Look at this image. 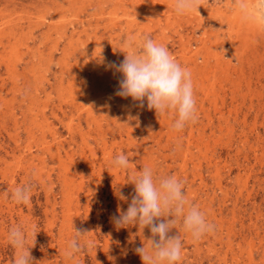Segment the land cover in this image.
I'll list each match as a JSON object with an SVG mask.
<instances>
[{"label":"rangeland","instance_id":"rangeland-1","mask_svg":"<svg viewBox=\"0 0 264 264\" xmlns=\"http://www.w3.org/2000/svg\"><path fill=\"white\" fill-rule=\"evenodd\" d=\"M10 1L12 5L6 7L8 1L0 0V35H2L0 36V121H2L0 122V264H13L15 249L8 242L7 234L12 227L22 224H27L29 227L32 224L37 226L35 243L30 247L34 258L33 264H75L73 260L64 257L63 251L68 241L76 236L75 230L84 229L89 233L79 239L81 241L86 238L93 239L97 248L90 252L77 253L79 264H118V261L120 264H143L135 249L147 243L146 240L151 236L149 229L145 228L141 234L138 226L135 225L118 228L112 217L119 215L118 207L122 211L127 210L134 195V185L130 183V178L145 165L152 167L156 175H175L184 180V191L190 202L197 205L205 213L206 219L216 226L214 232L204 235L199 241H194L191 234L185 231L182 219L179 220L176 228L170 233L179 232L182 240V259L176 264H264V173L258 172V165H255L251 154L245 162L244 151L237 154L236 145L229 152L226 151L225 142L229 137L225 129L214 137L201 136L197 129L205 126L207 122L205 114L214 115V106L209 96L213 97L210 94H215L219 97L225 95L232 98L235 107L240 108L243 105L242 111L252 106L244 125L238 128L248 133H252V129L257 128L256 131L263 134L259 124L264 121L263 106H260L261 100L264 102V75L259 74V71L261 66L264 67V58L261 66L257 67L253 63L250 68L246 63L241 68L234 60L232 67L234 70L232 68L228 70L231 73L228 78H218L221 85L213 84L214 78H209V83L206 81L203 85L204 89L200 87L201 78L191 72L194 78L192 79L194 98H205L203 108L197 107L199 114L197 128L191 133L188 123L183 130L175 131L171 125L176 119V113L171 110L170 113H165L164 115H170L171 119L168 124L162 125L164 126L162 129L153 131L158 132V136L153 135L144 143L140 135L136 136L139 144H142L153 158L152 164H145L139 159L122 125L120 128L115 127L114 135L111 136L107 132L108 122L105 117H101L99 127L95 126L92 119H87V113L92 110L96 117L99 116L100 112L97 111L99 104L95 100L98 91L102 92L104 101H108L113 107L116 119L125 118L123 111L116 106L115 97L122 74L115 75L114 68L107 67L109 62H117L118 65L124 59V56L121 57L123 52L120 48L126 38L124 31L121 30V27L126 30L121 21L117 25L109 26L108 13L113 12L112 2L86 0L89 2L84 4L87 5L79 12L78 19L72 21L66 28L65 35L60 37L61 34L56 33L57 30L51 26V22L58 14L57 5L68 6V0ZM97 1L101 4H97ZM226 1L209 0L213 8L224 12H227ZM132 12L131 15L134 16L137 12L136 8H133ZM64 13L71 20L72 12ZM140 14L142 15L141 11ZM9 15L11 18H8ZM174 16L173 18L171 16L170 23L167 24L166 35L162 34L160 29H151L154 23L152 24V21L148 23V20L145 22L142 18H137L138 23L129 29V34L137 36V43L144 34L150 35L157 43H162L166 39L163 44L181 66L189 69V55L193 48L192 44L189 46V41L193 37L205 36L201 29L193 31L194 28L189 26L185 15ZM9 22L14 24L16 29L13 35L9 34L8 28L11 25ZM221 29L223 36H228V27L222 26ZM17 39L19 41L16 42ZM86 39L87 45L82 44L77 48L78 40L83 43ZM20 42H27L28 49L19 44L21 46L19 56L22 57L19 58V63L17 62L18 74L14 75L16 77L14 80L9 78L12 76H10L11 72H8L6 57L12 52L13 46ZM55 43L56 47L52 48ZM199 46L203 47V43ZM74 47L76 50L68 59L67 66L61 65L59 62L62 50L68 48V51H72ZM248 61L251 62V59ZM208 67L211 71L216 70L212 62ZM211 80L213 84L211 90L214 92L209 93L205 87L209 88ZM237 82H241V85L234 87ZM41 84L44 90L35 87ZM20 86L22 87L19 88ZM69 86L76 91L74 95L63 90ZM257 94H261L262 97L257 99ZM72 96L75 98L72 99ZM127 99L131 104L132 98ZM137 103L135 102V105ZM143 107L145 110L148 109L147 101H144ZM126 120H129L128 116ZM30 129L32 133L28 132ZM144 132L145 130L142 133ZM146 136L148 137V134ZM113 137L120 143V148L113 143ZM174 138L178 145L173 144ZM155 140L160 144L169 142L170 146L165 150L168 157L162 158L156 151V145L154 151L150 150L152 144H157ZM213 151L220 153L216 170L214 167L209 169L206 167L205 157ZM121 152L129 156L128 170L118 169L112 163L115 156ZM243 164L247 166L244 167ZM33 170L36 172L35 175ZM218 181L219 186L216 185ZM25 183L33 185L29 205L16 204L4 195L8 189ZM118 191L128 199L121 200ZM33 239L34 237H29V244Z\"/></svg>","mask_w":264,"mask_h":264},{"label":"clouds","instance_id":"clouds-1","mask_svg":"<svg viewBox=\"0 0 264 264\" xmlns=\"http://www.w3.org/2000/svg\"><path fill=\"white\" fill-rule=\"evenodd\" d=\"M201 5L204 6L202 0H174V11L178 15H188L199 12ZM229 6L239 12L245 22H264V0H230ZM120 50L125 54L124 59L118 65L115 62L107 65L122 74L116 96L131 97L134 102H139V107L144 106L146 99L147 108L154 109L157 115L170 110L175 112L176 119L171 125L175 131L183 130L189 122L198 121L191 70L181 66L164 44L157 43L147 34L137 43V36L129 34ZM112 163L118 169L130 168L129 156L124 152L116 155ZM130 183L134 185V195L127 210L118 207L119 215H114L112 220L118 228L138 226L141 234L145 228L149 229L151 236L147 243L135 249L143 264H176L182 259L181 236L179 232L170 234L181 219L185 231L194 241L215 231V224L190 202L184 191L185 181L177 176L156 175L152 167L145 165L132 174ZM32 188L31 183H25L8 189L4 195L16 204L29 205ZM118 196L121 200L128 199L122 192ZM75 232L76 236L68 241L63 255L79 264L76 254L90 252L97 244L93 239H79L89 233L88 230ZM36 234L35 224L30 227L22 224L9 230L7 240L15 249L13 264H33L30 247L34 246ZM30 236L34 237L31 244Z\"/></svg>","mask_w":264,"mask_h":264},{"label":"bare ground","instance_id":"bare-ground-1","mask_svg":"<svg viewBox=\"0 0 264 264\" xmlns=\"http://www.w3.org/2000/svg\"><path fill=\"white\" fill-rule=\"evenodd\" d=\"M8 1V5L6 7L11 6L12 3L10 0ZM112 2L111 5L113 6V12L108 13L109 19V26L117 25L120 21L124 24V27L126 30H123L124 28L121 27L122 31H124L125 35H129V29L133 27L134 24L138 23L137 18L144 19L143 21L146 22L148 20L153 24L154 26L151 27V29L156 28L157 30L160 29L162 34L166 35L167 30V24L170 23V18L174 15H178L174 11V0H144L143 2H137L135 0H118L116 2H113L112 0H106V2ZM22 2V1H21ZM48 2V1H47ZM52 2V1H50ZM68 6L59 4L58 6V14L55 18H53V21L51 22V26L57 30V34L62 37L65 35L66 28L68 25L71 24L72 21H76L78 19L79 12L82 11L83 6L85 3H88L89 1L86 0H68ZM105 3V1H104ZM201 5L198 8L199 12H192L188 15H185L187 22L189 23L190 27H193V31L196 32L198 29H201L203 31V36L205 37H193V39L189 41V46L192 44L193 48L191 50V53L189 55V65L190 70L193 73H196L198 78H201V84L200 87L204 89V84L206 81L209 83V78H214L213 84H219L220 78H228V76L231 74L228 71L230 68L233 67V61L235 60L237 65L241 68L244 67V64L246 63L247 67H251V65L254 63L257 67L262 65V60L264 58V22H256V21H249L245 22L241 19V14L235 10H233L230 5V0L226 1V11H221L219 9L213 8L212 4L209 2V0H202ZM97 4H101L99 1H97ZM24 5V4H23ZM47 6V5H46ZM49 6V5H48ZM53 6V5H52ZM56 6V7H57ZM37 7V6H36ZM51 7V6H50ZM98 7V5H97ZM4 8V7H3ZM38 8V7H37ZM68 8V9H67ZM133 8H136L137 12H135V15H131V12L133 11ZM2 9V8H1ZM6 9V8H5ZM45 9V8H44ZM9 10V9H8ZM39 10V9H38ZM43 10V9H42ZM41 10V11H42ZM52 10V9H51ZM84 10V9H83ZM10 11H12L10 9ZM19 11V10H18ZM65 11L72 12L71 20L69 17L64 15ZM140 11L142 12V15L140 14ZM17 12V11H16ZM104 12V11H103ZM6 13V12H5ZM20 13V12H19ZM133 13V12H132ZM12 14V13H11ZM30 14V13H28ZM89 14V13H88ZM2 15H5L2 13ZM21 15V14H20ZM23 15V13H22ZM33 15V14H32ZM38 15V14H37ZM46 15V14H44ZM104 15V14H103ZM120 15V16H119ZM13 16V15H12ZM18 16V15H17ZM95 16V15H94ZM93 16V17H94ZM7 17V14H6ZM11 18V15L8 16V18ZM38 17V16H37ZM91 17V16H90ZM175 17V16H174ZM184 17V16H183ZM19 18V17H16ZM27 18V16H26ZM23 19V18H22ZM28 19V18H27ZM39 19V18H38ZM45 19V18H44ZM95 19V18H94ZM7 20V19H5ZM40 20V19H39ZM8 21V20H7ZM12 21V19H11ZM17 21V20H15ZM32 21V20H31ZM85 21V20H84ZM87 21V20H86ZM91 21V20H90ZM95 21V20H94ZM141 21V20H140ZM6 22V21H5ZM37 22V21H36ZM211 22V23H210ZM7 23V22H6ZM10 23V22H9ZM8 23V24H9ZM20 23V22H19ZM32 23V22H31ZM43 23V21L41 22ZM108 23V22H107ZM150 23V24H151ZM187 23V24H188ZM11 24V23H10ZM16 24V23H15ZM19 25V24H18ZM88 25V24H87ZM50 26V27H51ZM74 26V25H73ZM169 26V25H168ZM222 26L228 27V36H223L222 33ZM148 27V26H147ZM25 28V27H24ZM111 28V27H110ZM115 28V27H114ZM118 28V27H117ZM5 29V28H4ZM14 24H11L8 30L10 31V35L14 34ZM108 29V28H106ZM113 29V28H112ZM98 30V29H97ZM111 30V29H110ZM117 30V29H116ZM149 30V29H148ZM169 30V28H168ZM171 30V29H170ZM120 31V30H119ZM3 32V31H2ZM149 32V31H148ZM153 32V31H152ZM5 33V32H4ZM7 34V33H6ZM73 35V33H72ZM168 35V34H167ZM201 35V34H200ZM2 36V35H0ZM7 36V35H6ZM207 36V38H206ZM79 37V36H78ZM113 37V36H112ZM116 37V36H115ZM170 37V36H169ZM9 38V37H8ZM118 38V37H117ZM120 38V37H119ZM124 38V37H123ZM1 39V38H0ZM6 39V38H5ZM8 41V40H7ZM11 41V40H10ZM19 41V39L16 40V42ZM97 41V40H96ZM166 41V39H165ZM165 41H163L161 44H163ZM182 41V40H181ZM85 42V43H84ZM81 43L80 40H78L77 48L82 44L87 45V39ZM118 42V41H117ZM180 42V41H179ZM187 42V41H186ZM59 43V42H58ZM110 43V42H109ZM182 43V42H181ZM184 43V42H183ZM188 43V42H187ZM203 43V47L199 46V44ZM19 44L24 45L26 49H28L27 42H20L16 44V46H13L12 52L6 57L8 59V68L10 73V76L15 77L18 74V61L19 58V52L21 51V46ZM117 44V43H116ZM56 43L52 46V48L56 47ZM98 45V44H97ZM184 45V44H183ZM231 45V46H230ZM90 46V45H89ZM103 46V45H102ZM101 46V47H102ZM182 46V45H181ZM97 47V46H95ZM111 47V46H110ZM183 47V46H182ZM98 48H100V45H98ZM184 48V47H183ZM182 48V49H183ZM97 49V48H96ZM101 49V48H100ZM181 49V48H180ZM76 50V47L72 49V51H68V48H64L61 53L60 58V64L67 66L68 59L74 54ZM92 49H90L91 51ZM32 51V50H31ZM56 51V50H55ZM94 51V50H93ZM96 51V50H95ZM120 51V50H118ZM185 51V50H184ZM51 52V51H50ZM121 52V51H120ZM8 53V52H7ZM28 53V52H27ZM53 53V52H52ZM82 53V52H81ZM84 53V52H83ZM105 53V52H104ZM113 53V52H112ZM205 53V54H204ZM23 54V53H22ZM54 54V53H53ZM124 52L122 53L121 57H123ZM111 55V54H110ZM113 55V54H112ZM116 54L114 53V56ZM183 55V54H182ZM53 56V55H52ZM51 57V56H50ZM116 57V56H115ZM119 57V56H118ZM107 58V57H106ZM112 58V57H111ZM114 59V58H113ZM186 59V58H185ZM246 59H251V62H249ZM100 60V59H99ZM106 60V59H102ZM101 60V61H102ZM116 60V59H115ZM123 60V59H122ZM88 61V60H87ZM120 61V60H119ZM18 62V63H17ZM45 62V61H44ZM89 62V61H88ZM113 62V61H112ZM213 63L216 66L215 71H211L208 68L209 63ZM5 63V62H4ZM23 63V62H22ZM21 63V64H22ZM82 63V62H81ZM85 63V62H84ZM86 64V63H85ZM97 64V63H96ZM99 64V63H98ZM117 64V62H116ZM59 65V64H58ZM236 65V64H235ZM245 65V66H246ZM87 67V66H86ZM90 67V66H89ZM92 67V66H91ZM235 67V66H234ZM81 68V67H80ZM104 68V67H103ZM201 68V69H200ZM64 69V68H63ZM87 69V68H86ZM233 69V68H232ZM21 70V69H20ZM98 70V69H97ZM234 70V69H233ZM241 70V69H240ZM252 70V69H251ZM257 70V69H256ZM72 71V70H71ZM114 74H118L119 72H116L115 69L113 70ZM245 71V70H244ZM236 72V71H235ZM259 74L264 75V67L261 66V69L259 71ZM101 73V71H100ZM108 73V72H107ZM99 74V73H98ZM109 74V73H108ZM241 74V73H239ZM258 74V73H257ZM15 75V76H14ZM64 75V74H63ZM119 75V74H118ZM236 75V74H235ZM251 75V74H250ZM255 75V74H254ZM103 76V75H102ZM107 76V75H106ZM122 76V75H121ZM9 77L11 79H16ZM235 77V76H234ZM239 77V76H238ZM28 78V77H27ZM88 78V77H87ZM120 78V77H119ZM118 78V79H119ZM219 78V79H218ZM223 78V79H224ZM237 78V76H236ZM235 78V79H236ZM240 78V77H239ZM10 79V80H11ZM19 79V78H18ZM76 79V78H75ZM78 79V78H77ZM192 79H194L192 77ZM47 80V79H46ZM79 80V79H78ZM110 80V79H109ZM196 80V79H195ZM222 80V79H221ZM258 80V79H257ZM17 81V80H16ZM105 81V80H104ZM12 82V81H11ZM21 82V81H19ZM44 82V80L42 81ZM59 82V81H58ZM98 82V81H97ZM96 82V83H97ZM109 82V81H108ZM115 82V81H114ZM196 82V81H195ZM228 82V81H227ZM3 83V82H2ZM231 83V82H230ZM229 83V84H230ZM241 83V82H240ZM239 82L235 83L233 85L234 87H238ZM27 84V83H26ZM25 84V85H26ZM36 84V83H35ZM212 80L208 87H205L209 93L214 92L211 90L213 88ZM245 84V83H244ZM249 84V83H248ZM22 85V84H20ZM31 85V84H30ZM112 85V83H111ZM110 85V87H111ZM221 85V83H220ZM219 85V86H220ZM241 85V84H240ZM262 85V84H261ZM23 86V85H22ZM20 86L19 88H21ZM104 86V85H103ZM199 86V85H197ZM196 86V87H197ZM256 86V85H255ZM30 87V86H29ZM39 90H44L43 85H37L35 86ZM72 86H69L68 88H64V91H67V93H70L74 95L76 93L75 90L71 88ZM221 87V86H220ZM115 88V87H114ZM246 88V87H245ZM254 88V87H253ZM252 88V89H253ZM12 89V88H11ZM27 89V88H26ZM32 89V88H30ZM96 89V88H95ZM258 89V88H257ZM29 90V88H28ZM117 90V89H116ZM199 90V89H198ZM222 90V89H221ZM254 90V89H253ZM26 91V90H24ZM32 91V90H31ZM35 91V90H34ZM86 91V90H85ZM104 91V90H103ZM114 91V90H113ZM217 91V90H216ZM244 91V90H243ZM248 91V90H246ZM245 91V93H246ZM16 92V91H15ZM36 92V91H35ZM44 92V91H42ZM62 92V90L60 91ZM99 93L95 95V100L99 104V109H97L99 113V116H95V112L87 110V119H92L95 122V126L99 127L101 123V117H105L104 119L108 122V133L113 136L114 135V129L122 127L127 132L128 139L130 142H132L131 145L134 146V149H136L139 159L145 164L149 163L152 164L153 158L151 157L150 153H147L145 150V147L142 146V144H139L137 141V135H140L142 137L143 143L147 141L148 138H151L153 135L158 136V132H153L154 130H160L162 129L163 124H168L170 122L171 116L170 115H157L156 111L154 109L149 110L144 107H139L137 104L135 105L134 101H131V104L129 101H127V98H122L119 96L116 97V106L120 108L123 111V114H125V118H118L114 116L113 113V107L109 105L108 101H104L102 96V92L98 91ZM239 92V91H238ZM18 93V92H17ZM16 93V95H17ZM40 93V92H38ZM84 93V92H83ZM204 93V92H203ZM15 94V93H14ZM208 95V93H205ZM234 94V93H233ZM19 95V94H18ZM23 95V94H22ZM37 95V94H36ZM44 95V94H43ZM50 95V94H49ZM61 95V93H60ZM59 95V96H60ZM80 95V94H78ZM83 95V94H82ZM114 95V94H113ZM112 95V96H113ZM213 97H210L211 104L214 106L213 110H215L214 115L211 116L209 114H205L207 118V122L205 126H202L201 128L196 127V123L189 122V129L190 132H194V128H197L199 131V134L201 136H207V137H214L217 133H220L223 129H225L228 132V141L225 142L226 145V151L229 152L230 149L234 146L237 149V154L241 151H244V158L245 162L247 161L249 155L251 154L255 165H258V172L264 173V144L260 145L261 143H264V121L260 122V127L263 134H259V131H256L257 128H253V132L248 133L244 130L240 129L241 125H244L247 117L249 116L250 109L252 106H248V110L242 111V107L238 108L234 106V102L232 98H228L225 95L224 96H217L215 94H210ZM242 95V94H240ZM51 96V95H50ZM197 96V95H196ZM31 97V96H30ZM37 97V96H35ZM39 97V96H38ZM252 97V96H251ZM262 97L261 94H257V99H260ZM34 98V97H33ZM75 97L72 96V99ZM79 98V97H78ZM93 98V97H92ZM91 98V99H92ZM129 98V97H128ZM201 98V97H200ZM240 98V97H239ZM50 99V98H49ZM94 99V98H93ZM37 100V99H36ZM35 100V101H36ZM76 100V99H75ZM205 98L198 99L195 97L196 106L202 107V104L204 102ZM38 101V100H37ZM77 101V100H76ZM94 101V100H93ZM92 101V102H93ZM146 101V100H145ZM42 102V101H41ZM46 102V100H45ZM43 102V103H45ZM219 102V104H217ZM74 103V101H73ZM262 103V104H261ZM260 106H263L264 108V102L261 100ZM245 104V103H244ZM250 104V103H249ZM81 105V104H80ZM93 105V104H92ZM91 105V106H92ZM1 106V105H0ZM13 106V105H12ZM23 106V105H22ZM94 106V105H93ZM96 106V105H95ZM69 107V106H68ZM65 108V107H64ZM116 108V107H115ZM203 108V107H202ZM263 113H264V109ZM1 109V108H0ZM26 109V108H25ZM31 109V108H30ZM27 109V110H30ZM44 109V108H43ZM54 109V108H53ZM62 111V110H61ZM115 111V110H114ZM204 111V109H203ZM208 111V110H207ZM28 112V111H27ZM25 112V113H27ZM30 112V111H29ZM170 113V111H168ZM206 112V111H205ZM33 113V112H32ZM39 113V112H38ZM207 113V112H206ZM43 114V113H42ZM41 114V115H42ZM74 114V113H73ZM11 115V114H10ZM14 115V114H13ZM20 115V114H19ZM28 115V114H27ZM31 115V114H30ZM34 115V114H33ZM45 115V114H44ZM138 115V116H137ZM2 116V115H1ZM63 116V115H62ZM127 116L129 120L127 119ZM16 117V115H15ZM100 117V119H99ZM139 117V119L137 118ZM169 117V118H168ZM204 117V116H203ZM17 118V117H16ZM37 118V117H36ZM158 118V120H157ZM168 118V119H167ZM12 119V117H11ZM65 119V118H64ZM73 119V118H72ZM103 119V120H104ZM262 119V118H261ZM4 120V118H3ZM22 120V119H21ZM102 120V121H103ZM28 121V119L26 120ZM88 121V120H87ZM140 121V123H138ZM2 122V121H0ZM80 122V121H79ZM89 122V121H88ZM15 122H13L14 124ZM81 123V122H80ZM255 123V122H254ZM3 124V123H2ZM16 124V123H15ZM77 124V123H76ZM202 124V123H201ZM16 126V125H15ZM166 126V125H165ZM256 126V125H255ZM67 128V127H66ZM135 128H137V131H135ZM246 128V127H245ZM97 129V128H96ZM101 129V127H100ZM196 129V130H197ZM52 130V129H51ZM75 130V129H74ZM117 130V129H116ZM143 130H145L144 134L142 133ZM250 130V128H249ZM260 130V131H261ZM48 131V130H47ZM50 131V130H49ZM53 131V130H52ZM80 131V130H79ZM100 131V130H98ZM104 131V132H106ZM124 131V130H123ZM28 132L32 133V130L30 129ZM44 132V129L43 131ZM77 132V131H76ZM138 132V133H137ZM51 133V132H50ZM117 133V132H116ZM119 133V132H118ZM44 134V133H43ZM148 134V137L146 136ZM196 134V133H195ZM224 134V133H223ZM45 135V134H44ZM43 135V136H44ZM192 135V134H191ZM54 136V135H53ZM119 136V135H118ZM155 136L153 138H155ZM225 136V135H224ZM227 136V135H226ZM85 137V136H84ZM190 137V136H189ZM193 137V136H191ZM199 137V136H198ZM126 138V137H125ZM177 138V137H176ZM206 138V137H205ZM221 138V137H220ZM33 139V138H32ZM180 139V138H179ZM177 139V140H179ZM183 139V138H182ZM212 139V138H211ZM87 140V139H86ZM102 140V139H101ZM114 144L116 146H119L120 143L117 142L116 138L113 137ZM119 140V139H118ZM127 140V139H126ZM210 140V139H209ZM154 141V140H153ZM156 141V140H155ZM168 141V140H167ZM173 141H175L173 144H177L176 139L174 138ZM121 142V141H120ZM129 142V143H130ZM157 142V141H156ZM106 143V142H105ZM122 143V142H121ZM46 144V143H45ZM87 144V143H86ZM209 144V143H207ZM151 145V144H150ZM154 145H156V151L159 153V155L162 158L168 157V155L165 153V150L168 149L169 142H165L164 144H160L157 142V144H152L150 146V150L154 151ZM178 145V144H177ZM121 146V145H120ZM120 146L118 148H120ZM89 147V146H88ZM148 147V146H147ZM208 148V147H207ZM178 149V148H176ZM145 150V151H143ZM58 151V150H57ZM163 151V152H162ZM211 151V150H210ZM59 152V151H58ZM91 153H93L91 151ZM209 153V152H208ZM111 154V152H110ZM108 154V155H110ZM58 155V153H57ZM158 155V156H159ZM92 156V155H91ZM60 157V156H59ZM137 157V156H135ZM70 158V157H69ZM158 158V157H157ZM206 167L213 168L216 170L215 166L218 163L217 160L220 159V153H217L216 151H213L206 156ZM157 160V159H156ZM164 160V159H163ZM244 160V159H243ZM55 161V160H54ZM73 161V160H72ZM140 161V160H139ZM185 162V161H184ZM32 164V163H31ZM198 164V163H197ZM15 165V164H14ZM224 166V165H223ZM244 167H246V164H243ZM69 167V166H68ZM170 167V166H169ZM186 167V166H185ZM226 167V166H225ZM224 167V168H225ZM184 168V167H183ZM66 169V167H65ZM70 169V168H69ZM242 169V168H241ZM251 169V168H250ZM94 170V169H93ZM214 171V170H213ZM94 172V171H93ZM96 172V171H95ZM180 172V171H178ZM182 172V171H181ZM215 173V172H214ZM258 173V174H259ZM102 174V173H101ZM167 175V174H166ZM193 175V174H192ZM218 176V175H216ZM123 177V176H122ZM196 177V176H195ZM71 178V177H70ZM217 179V178H216ZM247 180V179H246ZM260 180V179H259ZM264 180V179H263ZM245 181V180H244ZM219 186V181L217 184ZM246 185V183H245ZM237 187V186H236ZM264 187V186H263ZM119 192V191H118ZM248 203V202H247ZM234 204V203H233ZM235 205V204H234ZM232 206V205H231ZM255 206V205H254ZM245 209V208H244ZM254 211V210H253ZM241 213V212H240ZM244 213V212H243ZM248 213V212H247ZM242 216V215H240ZM249 216V215H248ZM250 218V217H249ZM255 218V217H254ZM251 220V218H250ZM233 221V220H231ZM237 221V220H236ZM239 222V221H238ZM245 222V221H244ZM239 225V224H238ZM240 227V226H239ZM238 228V227H237ZM256 228V227H255ZM44 229V228H43ZM239 229V228H238ZM244 229V228H243ZM246 229V228H245ZM257 229V228H256ZM264 229V228H263ZM252 231V230H251ZM234 234V233H233ZM148 236V235H147ZM234 236V235H233ZM111 238V237H110ZM49 257V256H48ZM105 259V258H104ZM116 259V258H115ZM106 260V259H105ZM106 262V261H104ZM69 263V262H68ZM103 263V262H102ZM115 263V262H114ZM128 263V262H127ZM118 264L120 262L118 261ZM122 264V263H121Z\"/></svg>","mask_w":264,"mask_h":264}]
</instances>
